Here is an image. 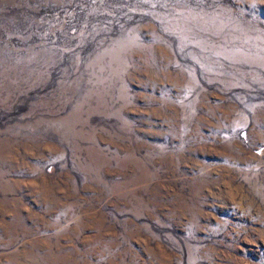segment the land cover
Instances as JSON below:
<instances>
[{"label": "rangeland", "instance_id": "374dc122", "mask_svg": "<svg viewBox=\"0 0 264 264\" xmlns=\"http://www.w3.org/2000/svg\"><path fill=\"white\" fill-rule=\"evenodd\" d=\"M0 264H264V0H0Z\"/></svg>", "mask_w": 264, "mask_h": 264}]
</instances>
